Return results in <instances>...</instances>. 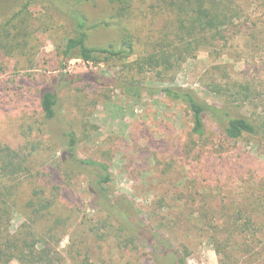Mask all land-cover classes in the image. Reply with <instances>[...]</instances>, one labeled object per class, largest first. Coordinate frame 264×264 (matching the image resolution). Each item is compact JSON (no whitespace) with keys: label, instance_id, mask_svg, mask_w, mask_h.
I'll list each match as a JSON object with an SVG mask.
<instances>
[{"label":"rangeland","instance_id":"rangeland-1","mask_svg":"<svg viewBox=\"0 0 264 264\" xmlns=\"http://www.w3.org/2000/svg\"><path fill=\"white\" fill-rule=\"evenodd\" d=\"M63 2L75 5L89 25L110 23L88 31L89 46L115 47L123 34H130L133 52L120 60L65 61L60 52L71 28L62 17L42 0H0L1 147L27 158L34 176L57 165L59 146L42 124L39 91L48 76L95 71L109 81L75 82L59 92V109L75 129L79 156L108 164L114 193L131 199L172 246L186 248L185 264H220L208 236L187 221L199 216L213 223L264 220V141L257 147L254 142L260 139L224 141L211 126L198 139L190 132L185 108L163 99L158 90L164 86L161 79L171 78L174 86L191 89L202 102L215 105L224 102L215 87L248 82L258 92L255 105L263 109L264 0H236L242 17L225 29V41L198 51L167 78L148 70L142 46L146 37H158L169 20L158 0ZM116 81L136 86L138 95L115 87ZM250 112L249 107L243 110ZM26 179L20 193L29 190ZM72 183L60 200L63 219L44 223L59 230L47 238L58 264H155L150 245L130 243L116 224L103 221L83 191V177ZM27 212L21 206L13 212L12 231ZM97 229L101 233L94 236ZM224 237L232 239L226 240L232 257L227 264H264V227L242 234L228 229Z\"/></svg>","mask_w":264,"mask_h":264},{"label":"trees","instance_id":"trees-1","mask_svg":"<svg viewBox=\"0 0 264 264\" xmlns=\"http://www.w3.org/2000/svg\"><path fill=\"white\" fill-rule=\"evenodd\" d=\"M93 0H80V2ZM110 4L122 5L133 0H105ZM52 12L62 17L71 28L60 54L65 61L79 59L83 63H96L99 57L120 60L132 54V35L123 34L118 46H96L87 44L88 31L98 26H109V22L89 25L85 17L78 13L76 6L63 0H42ZM168 12L169 20L161 27L157 36H148L143 42V52L148 57V70L155 71L158 77H166L176 72L182 63L193 58L200 50L214 48L225 41V29L241 19L236 0H158ZM139 42V41H138ZM63 68V67H62ZM102 83L109 79L95 71L77 74L61 73L48 76L46 86L39 91V106L42 124L50 138L59 146V163L49 166L42 174L32 175V167L27 158L19 152L0 144V264H10L16 260L20 264H58L56 251L47 241L49 234L56 229L45 228L48 220L57 224L63 217L64 206L61 198H66L68 187L79 176L84 178V193L93 208L104 215L103 221L114 223L119 231L127 236L132 244L142 247L150 245L151 257L155 264H185L186 248L181 251L160 235L159 228L144 217V213L125 195H116L111 189L112 173L107 163L78 154L77 135L72 124L59 109V92L75 82ZM164 84L158 92L163 99L182 105L190 117V132L203 139L211 126L217 136L224 141H239L244 138L260 139L254 142L257 147L264 141V108L255 105L258 92L251 83H235L224 88L215 87L223 103L210 105L202 102L193 90L174 86L172 79H161ZM167 82V83H166ZM132 96L138 95L136 86L114 82ZM214 89H212L213 91ZM147 91V90H146ZM230 91H233L231 93ZM229 98H233L230 101ZM249 107V115L243 113ZM27 178L29 190L20 193L22 179ZM30 179V180H28ZM68 183L67 187H65ZM28 210L27 218L15 230H11L13 212L18 207ZM210 206L208 205V211ZM211 211V210H210ZM238 213L239 212L238 210ZM204 216L208 214L204 211ZM200 215V214H199ZM148 221V222H147ZM195 228H200L201 236H208L218 255L220 264L232 262L225 231L240 234L264 227V220L249 218L238 220H214L209 222L201 216L190 219ZM202 226L206 228L202 229ZM251 228V229H250ZM260 230V229H259ZM59 233V230L56 231ZM96 230L94 236L100 234ZM231 233V232H229ZM230 242V241H229ZM59 244V241H56ZM77 264H89L75 261ZM61 264V263H60Z\"/></svg>","mask_w":264,"mask_h":264}]
</instances>
